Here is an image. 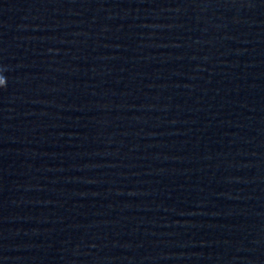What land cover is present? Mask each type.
I'll use <instances>...</instances> for the list:
<instances>
[{
    "label": "clouds",
    "instance_id": "1",
    "mask_svg": "<svg viewBox=\"0 0 264 264\" xmlns=\"http://www.w3.org/2000/svg\"><path fill=\"white\" fill-rule=\"evenodd\" d=\"M7 78L0 72V87H6Z\"/></svg>",
    "mask_w": 264,
    "mask_h": 264
}]
</instances>
